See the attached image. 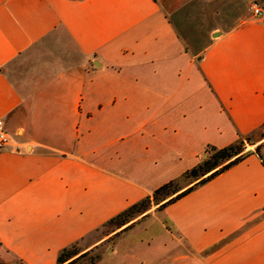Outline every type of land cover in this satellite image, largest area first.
<instances>
[{"label":"crops","instance_id":"1","mask_svg":"<svg viewBox=\"0 0 264 264\" xmlns=\"http://www.w3.org/2000/svg\"><path fill=\"white\" fill-rule=\"evenodd\" d=\"M178 2L0 0V120L10 134L0 152L1 260L52 264L145 197L154 186L124 177L123 164L160 168L264 124V22L244 11L191 53L173 19ZM53 35L68 57L15 86L6 68ZM118 121L133 129L120 133ZM202 126L223 141L202 139ZM91 134L109 139L92 148ZM164 213L195 254L184 264H264L255 154Z\"/></svg>","mask_w":264,"mask_h":264},{"label":"rangeland","instance_id":"2","mask_svg":"<svg viewBox=\"0 0 264 264\" xmlns=\"http://www.w3.org/2000/svg\"><path fill=\"white\" fill-rule=\"evenodd\" d=\"M253 2L264 6V0H179V7L175 9L177 16H173V19L182 33L181 37L185 41L186 49L191 53L204 49L213 29L220 32L228 30L233 23L239 21L244 11H248V5ZM212 38L216 39L217 37ZM70 50L72 49L67 50L63 40L53 35L19 56L6 68V75L15 86L22 87L29 76H34L35 71H42L46 66L55 65L65 60ZM118 122L121 127L118 128L120 133H128L133 129L131 126L125 127L122 121ZM90 123L93 126L96 124L94 120ZM199 132L201 138L206 141L218 144L223 141L222 137L213 133L212 128L202 126ZM108 139V137L91 134L90 147L100 146ZM251 140L252 145L247 142L243 143V153L247 154L246 157L255 154L258 159L260 157L264 162V128L258 130ZM144 141L146 143L147 139L144 138ZM256 147H258V155L255 153ZM213 148L219 149L214 145H207L197 153L195 158L186 156L180 161L176 158L165 162L160 168L140 169L138 166L133 168L131 163L123 164L121 173L124 177H136L141 174L137 180L141 182V178H145L148 182L147 186H154V188L147 192L145 197L123 208L118 214L108 219L98 229L91 232L86 239L73 243L79 253L67 263L184 264L185 262L179 260L180 258L194 257L195 254L189 250L164 213L165 209L178 200L166 207L159 208L163 202L156 205L153 193L162 186L168 185L166 190L159 193L160 195L158 194L157 197L172 198L174 192H181L193 185L194 179L190 176L191 170L197 169L204 161H209L214 152ZM142 155L145 154L142 153ZM147 198L149 199L147 200ZM139 202L143 203L130 214L129 222L120 226L122 218H114ZM196 256L200 257V255ZM0 264L25 263L20 259L10 257L7 261L0 259ZM52 264H56V261Z\"/></svg>","mask_w":264,"mask_h":264},{"label":"trees","instance_id":"3","mask_svg":"<svg viewBox=\"0 0 264 264\" xmlns=\"http://www.w3.org/2000/svg\"><path fill=\"white\" fill-rule=\"evenodd\" d=\"M72 1H81V0H72ZM264 128V124L261 125L257 130L253 131L252 133L244 136H239L237 140L223 148H213V154L209 161H204V163L199 166L197 169H193L190 172V176L194 179V184L190 187L186 188L183 191H176L172 195L174 197L172 198H159L157 195L161 193L163 190H166L168 185H164L161 188L155 190L153 193V199L155 200V204L158 205L161 202H163L159 208L166 207L167 205H170L174 203L175 201L181 199L182 197L186 196L196 188L204 185L205 183L211 181L216 176L220 175L221 173L225 172L229 168L233 167L234 165L240 163L244 160L247 154L243 153V143H251L253 135L260 129ZM253 143H251L252 145ZM258 147L255 149V153L257 154ZM258 155V154H257ZM259 157V156H258ZM260 159V157H259ZM261 160V159H260ZM261 162H263L261 160ZM264 166V162L262 163ZM180 192V193H178ZM178 193V194H177ZM160 195V194H159ZM149 198H147L148 200ZM161 199V200H157ZM143 202H139L131 207H129L126 211L123 213L117 215L114 219L122 218L120 220L119 225L122 226L129 222L130 214L137 210L140 205H142ZM112 219V220H114ZM75 244H72L69 247H66L60 251L56 258V264H69L67 263L71 258L75 257L79 252L76 251L74 248ZM72 248V249H71Z\"/></svg>","mask_w":264,"mask_h":264},{"label":"built area","instance_id":"4","mask_svg":"<svg viewBox=\"0 0 264 264\" xmlns=\"http://www.w3.org/2000/svg\"><path fill=\"white\" fill-rule=\"evenodd\" d=\"M248 10L254 19L264 22V6L253 2L248 5ZM9 142L10 136L5 131L3 122L0 120V152L9 145Z\"/></svg>","mask_w":264,"mask_h":264},{"label":"water","instance_id":"5","mask_svg":"<svg viewBox=\"0 0 264 264\" xmlns=\"http://www.w3.org/2000/svg\"><path fill=\"white\" fill-rule=\"evenodd\" d=\"M220 34H221L220 32H217V33L212 34V36H213V37H216V36H218V35H220Z\"/></svg>","mask_w":264,"mask_h":264}]
</instances>
